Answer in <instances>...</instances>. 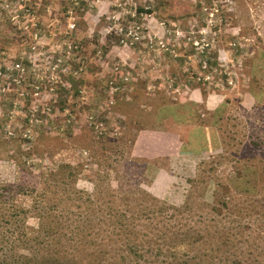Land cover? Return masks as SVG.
I'll use <instances>...</instances> for the list:
<instances>
[{
  "label": "rangeland",
  "instance_id": "obj_1",
  "mask_svg": "<svg viewBox=\"0 0 264 264\" xmlns=\"http://www.w3.org/2000/svg\"><path fill=\"white\" fill-rule=\"evenodd\" d=\"M135 8L150 13L136 15ZM240 29H248V33L243 36ZM260 47L264 50V0H0V107H8L2 132L21 131L19 120L27 109L35 121L24 132L32 139L40 132L46 134L54 90L64 72L76 73L83 84L76 97H67L69 106L56 114L57 121L70 125L75 134V128L98 131L106 126L114 135L121 134L127 147L89 160L86 151L64 141L66 147L54 148L51 160L46 156L33 160L29 172L55 162L70 166L81 162L86 165L78 173L74 189L79 191L77 195L89 194L103 211L115 205L124 208L119 185L128 197L141 190L144 199L184 207L186 213L181 216L189 217L190 224L200 223L197 230L207 226L205 230L213 235L221 228H233L241 242L242 264H264V174L256 178L253 196L240 190L230 194L234 209L226 218H221L226 210L218 216L212 210L211 195L243 158L264 169V80L256 83L260 78L252 70L259 66L254 52ZM201 53L214 55V64L202 61ZM181 57L180 64L177 58ZM171 70L175 87L168 81ZM257 71L264 76V60ZM188 78L204 84V98L198 89L186 86ZM143 81L148 90L163 87L169 99L193 103L199 120L208 122L217 111L225 133L221 148L197 156L170 154L148 163L140 160L144 154L130 148L132 135L124 136L125 128H120L119 117L111 115V107L136 101L135 93ZM250 88L262 93L259 103L249 95ZM138 119L132 113L130 125ZM167 124L156 130L170 145L174 131ZM60 128L61 133L68 129ZM36 142L39 144L38 138ZM8 149L0 147V184L12 188L19 174L5 161ZM141 163L153 166L143 170ZM99 181L107 182L109 188ZM128 187L133 189L130 194L125 192ZM68 194L73 197L70 191ZM15 200L16 208L30 207V197L16 195ZM128 204H132L130 200ZM8 209L6 205L0 212L10 213ZM21 217L26 233L36 227L37 220L30 213ZM9 235L10 231L0 228L3 244ZM212 262L219 264L216 259ZM178 264L211 263L201 249H191Z\"/></svg>",
  "mask_w": 264,
  "mask_h": 264
},
{
  "label": "trees",
  "instance_id": "obj_2",
  "mask_svg": "<svg viewBox=\"0 0 264 264\" xmlns=\"http://www.w3.org/2000/svg\"><path fill=\"white\" fill-rule=\"evenodd\" d=\"M140 13L149 14L150 10L135 8V14ZM239 33L245 36L248 29H240ZM106 49L103 46V51ZM209 55L201 53L199 57L202 61L205 59V63L214 64V55ZM255 55L256 59H260L257 60L259 66L252 70L260 79L256 76L252 78H256V83H261L264 76L257 69L264 60V50L258 48ZM177 59L180 64L183 63L182 57ZM62 78L63 81L54 90L55 98L51 100L49 108L51 117L48 124L51 126L46 134H38L39 144L37 138L32 139L24 132L25 127L35 121L29 110H23L20 117L21 131L4 133L3 126L7 123L4 113L8 107H0V147H9L5 161L13 164L19 174V181L12 188L0 184V210L7 205L10 212H0V228L11 232L5 244L0 241V264H176L191 249H201L211 264H214V259L219 264H242V246L238 248L241 242L233 228H221L213 235L208 229L205 230L207 226L197 230L200 223L192 221L190 224L189 217L181 216L185 212L184 207L169 206L156 198L144 199L141 197L145 195L143 191L136 194L139 192L137 185L134 187L138 191L134 193H131L132 188L126 189V194L131 193L130 197L123 195L119 185L118 194L122 195L119 200L121 204L126 202L124 208L120 210L115 205L103 211L100 204L95 205L89 199V194L77 195L79 191L74 189L78 173L83 171L86 164L76 162L70 166L55 162L46 165L44 170L35 169L37 172L33 174L29 172V167L34 165L33 160L43 159V156L51 160L54 148L66 147L63 146L64 141L73 142L79 150L86 151L89 160L96 155L103 157L105 152H121L127 147L126 139L121 134L114 135L106 126L98 131L86 127L75 128V134L70 125L64 126V123L57 121L59 117L56 114H61L69 106L67 97H76L83 84L76 73L64 72ZM222 78L226 80V76ZM168 81L171 87L177 86L173 70ZM185 83L190 89H198L202 98L207 95L202 82L196 83L193 78H188ZM141 87L135 93L136 101L125 102L122 107L119 104L111 107V115L119 117L120 128H125L124 136L132 135L130 148L140 149L144 154L140 160L148 163L170 154L197 156L221 148L220 139H225V133L218 121L217 111L210 121L205 122L199 120L193 103L169 99L163 87L148 90L145 81ZM248 91L256 103L262 100L260 91L253 92L251 88ZM132 113L137 114L139 119L137 124L130 125ZM102 121L105 122V119ZM166 122L174 131L170 145L167 139L162 140L157 135L159 131L156 130L158 125ZM61 126L68 127L66 132L64 128L65 133H61ZM23 143L24 148H21ZM43 151L47 153L41 155ZM241 160L242 164L232 169L226 183L218 189L213 188L211 192L215 214L218 216L222 210H226L221 218L233 214L230 194L240 190L247 196H253L256 178L264 174L263 168L247 162L246 158ZM241 160L236 161L239 163ZM147 163H141V169L153 166ZM86 167L92 165L87 164ZM102 183L109 188L107 182L99 181L100 186ZM95 189L96 186H93ZM68 191L73 197H69ZM16 195L30 197V207L16 208L13 205L17 203ZM128 200L132 204H128ZM64 203L67 205L64 206ZM25 213H30L37 220L36 227L29 229L28 233L21 227V214Z\"/></svg>",
  "mask_w": 264,
  "mask_h": 264
}]
</instances>
